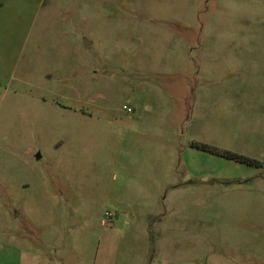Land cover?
<instances>
[{
	"label": "rangeland",
	"instance_id": "obj_1",
	"mask_svg": "<svg viewBox=\"0 0 264 264\" xmlns=\"http://www.w3.org/2000/svg\"><path fill=\"white\" fill-rule=\"evenodd\" d=\"M59 262L264 264V0H0V264Z\"/></svg>",
	"mask_w": 264,
	"mask_h": 264
},
{
	"label": "trees",
	"instance_id": "obj_2",
	"mask_svg": "<svg viewBox=\"0 0 264 264\" xmlns=\"http://www.w3.org/2000/svg\"><path fill=\"white\" fill-rule=\"evenodd\" d=\"M224 156L226 157H230V158H235V159H238L240 161H247L245 158H242V157H238V156H234V155H231L229 153H223Z\"/></svg>",
	"mask_w": 264,
	"mask_h": 264
},
{
	"label": "crops",
	"instance_id": "obj_3",
	"mask_svg": "<svg viewBox=\"0 0 264 264\" xmlns=\"http://www.w3.org/2000/svg\"><path fill=\"white\" fill-rule=\"evenodd\" d=\"M57 264H66L65 262H59V263H57ZM91 264H93V263H91Z\"/></svg>",
	"mask_w": 264,
	"mask_h": 264
}]
</instances>
